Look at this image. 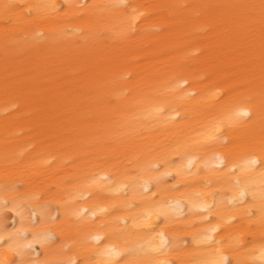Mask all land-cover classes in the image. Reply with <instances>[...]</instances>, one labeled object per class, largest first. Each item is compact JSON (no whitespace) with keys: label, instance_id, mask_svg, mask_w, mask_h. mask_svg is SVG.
<instances>
[{"label":"bare ground","instance_id":"6f19581e","mask_svg":"<svg viewBox=\"0 0 264 264\" xmlns=\"http://www.w3.org/2000/svg\"><path fill=\"white\" fill-rule=\"evenodd\" d=\"M0 264H264V0H0Z\"/></svg>","mask_w":264,"mask_h":264},{"label":"snow or ice","instance_id":"6c2138e0","mask_svg":"<svg viewBox=\"0 0 264 264\" xmlns=\"http://www.w3.org/2000/svg\"><path fill=\"white\" fill-rule=\"evenodd\" d=\"M5 7L7 8L8 6L6 5Z\"/></svg>","mask_w":264,"mask_h":264}]
</instances>
